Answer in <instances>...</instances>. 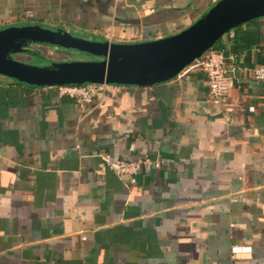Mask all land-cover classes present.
Returning a JSON list of instances; mask_svg holds the SVG:
<instances>
[{"label": "crops", "instance_id": "0c3cea01", "mask_svg": "<svg viewBox=\"0 0 264 264\" xmlns=\"http://www.w3.org/2000/svg\"><path fill=\"white\" fill-rule=\"evenodd\" d=\"M216 1L0 0V29L138 43ZM216 47L235 82L221 104L190 67L85 106L0 76V264H264V17ZM99 154L152 167L126 185Z\"/></svg>", "mask_w": 264, "mask_h": 264}, {"label": "water", "instance_id": "95a60500", "mask_svg": "<svg viewBox=\"0 0 264 264\" xmlns=\"http://www.w3.org/2000/svg\"><path fill=\"white\" fill-rule=\"evenodd\" d=\"M264 17V0H218L181 31L152 41L115 43L74 36L39 24L0 29V76L37 88L98 84L150 87L175 79L233 29ZM31 46L73 50L98 58L38 67L15 56L46 59Z\"/></svg>", "mask_w": 264, "mask_h": 264}, {"label": "built area", "instance_id": "2783aa9c", "mask_svg": "<svg viewBox=\"0 0 264 264\" xmlns=\"http://www.w3.org/2000/svg\"><path fill=\"white\" fill-rule=\"evenodd\" d=\"M191 69H197L206 77L208 96L214 104H221L228 97L234 87V77L226 67L224 51L216 46L211 48L200 60L195 61ZM251 76L255 83L264 82V66H257L251 70ZM59 97L73 99L79 106H85L92 102L97 93H102L107 86L98 84L67 85L54 87ZM102 162L112 170L126 185L135 183V176L142 168L152 167L149 161L127 162L116 160L108 154H99ZM85 238H83L84 240Z\"/></svg>", "mask_w": 264, "mask_h": 264}, {"label": "rangeland", "instance_id": "374dc122", "mask_svg": "<svg viewBox=\"0 0 264 264\" xmlns=\"http://www.w3.org/2000/svg\"><path fill=\"white\" fill-rule=\"evenodd\" d=\"M72 35L76 36L75 34ZM80 37V36H79ZM90 39H95L91 37ZM96 40V39H95ZM219 42L215 45L217 46ZM35 49L42 52L44 56H46V59L41 58H35V57H27V56H15V59L18 61L27 63L32 66H38V67H44L48 66L51 62H88V61H95L98 58L93 57L91 55L80 53L73 50H65L58 47H50V46H36Z\"/></svg>", "mask_w": 264, "mask_h": 264}, {"label": "flooded vegetation", "instance_id": "af4514ba", "mask_svg": "<svg viewBox=\"0 0 264 264\" xmlns=\"http://www.w3.org/2000/svg\"><path fill=\"white\" fill-rule=\"evenodd\" d=\"M30 47V46H29ZM30 48L35 49V46H31ZM23 56H27L26 54H22Z\"/></svg>", "mask_w": 264, "mask_h": 264}]
</instances>
